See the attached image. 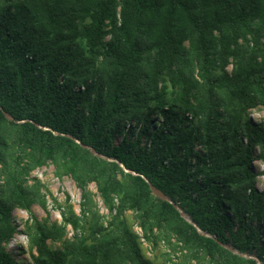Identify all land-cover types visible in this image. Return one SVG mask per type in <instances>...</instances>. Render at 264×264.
<instances>
[{"label": "trees", "instance_id": "16d2710c", "mask_svg": "<svg viewBox=\"0 0 264 264\" xmlns=\"http://www.w3.org/2000/svg\"><path fill=\"white\" fill-rule=\"evenodd\" d=\"M0 105L23 121L0 110V264H24L6 248L16 209L30 213L32 264H152L128 210L194 259L258 264L233 249L264 264V121L251 118L264 107V0H0ZM49 162L84 200L64 225L31 212L27 178ZM90 183L115 215L85 235Z\"/></svg>", "mask_w": 264, "mask_h": 264}, {"label": "rangeland", "instance_id": "374dc122", "mask_svg": "<svg viewBox=\"0 0 264 264\" xmlns=\"http://www.w3.org/2000/svg\"><path fill=\"white\" fill-rule=\"evenodd\" d=\"M231 69L232 67L230 66L229 70ZM167 85L169 96L178 98L180 95L178 93L179 88L172 89L169 82H167ZM172 92L174 94H172ZM251 118L254 122H263L264 107L259 106L252 110ZM255 165L260 170L262 169L261 162L257 161ZM27 182L29 185L36 184L35 193L37 194V200L32 205L31 212L39 220L48 222L50 225L55 223L64 225L62 217L63 212L81 215V207L84 202L81 190L71 177H60L53 163L49 162L44 166L32 170L27 178ZM255 182L257 188L261 190L264 189V176H258ZM88 189L91 193L92 212L83 220L79 229V231L85 235L91 233L94 222H98L103 227L108 228L115 215V212L110 213L105 207L95 183H90ZM118 199L119 198L115 199L116 204L119 203ZM181 212L184 214L183 217L187 221L193 223L185 212L182 210ZM124 219L129 228L138 236L142 253L152 264H209L205 257L194 259L187 253L186 249L177 241L174 235L164 230L154 228L152 233H146L142 228L139 213L128 210L125 212ZM12 220L14 225L17 226V232L14 234L11 242L6 245V248L20 263L32 264L31 242L28 238L29 229L27 226V221L30 222L31 220L30 213L22 209H16L12 214ZM199 231L208 236V234L201 229H199ZM74 233L72 226L66 225L65 237L71 238ZM60 245L61 242H49V246L53 249ZM234 252L243 257L255 259L258 264H261L255 253H238L236 250H234Z\"/></svg>", "mask_w": 264, "mask_h": 264}, {"label": "water", "instance_id": "95a60500", "mask_svg": "<svg viewBox=\"0 0 264 264\" xmlns=\"http://www.w3.org/2000/svg\"><path fill=\"white\" fill-rule=\"evenodd\" d=\"M0 110L3 112V114H4V116H5V118L7 119V120H9V121H14V122H17V123H22L23 121H17V120H15L14 119V117L10 114V113H8L7 111H5L4 109H3V107L0 105ZM38 127H41V126H39L38 125ZM42 129H47V128H44V127H41ZM75 141L77 142V143H79V141L78 140H76L75 139ZM83 147H85V146H83ZM120 166L123 168V170L125 171V172H127V173H133L134 174V172H130L129 170H127L122 164H120ZM147 182H148V180L146 179V178H144ZM149 186H150V189H151V192H152V194L154 195V196H156V197H158L159 199H161L162 201H167V202H169L170 201V199H169V197L164 193V192H162L160 189H158V188H156L154 185H152V184H149ZM175 207H176V209H178L179 210V207L177 206V205H175ZM180 212H181V210H180ZM183 213L181 212V216L183 217ZM200 232V231H199ZM201 233V232H200ZM202 235H205V234H203V233H201ZM206 236V235H205ZM232 251H234L233 249H231Z\"/></svg>", "mask_w": 264, "mask_h": 264}]
</instances>
